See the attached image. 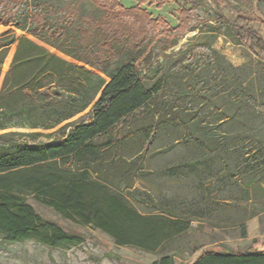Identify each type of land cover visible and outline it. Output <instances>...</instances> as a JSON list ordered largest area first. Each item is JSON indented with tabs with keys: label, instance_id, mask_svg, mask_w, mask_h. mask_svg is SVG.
Segmentation results:
<instances>
[{
	"label": "trees",
	"instance_id": "16d2710c",
	"mask_svg": "<svg viewBox=\"0 0 264 264\" xmlns=\"http://www.w3.org/2000/svg\"><path fill=\"white\" fill-rule=\"evenodd\" d=\"M11 1L0 3L9 9ZM166 1L179 5L173 28L142 9ZM205 1L138 0L126 8L119 0H90L94 11L77 0L59 6L35 1L17 16L0 14V68L15 45L0 86V234L6 242L34 240L51 249L81 242L36 213L30 198L63 220L101 231L117 246L160 254L152 264H176L175 245L190 222L169 212L142 214L129 202L139 191L134 184L144 151L163 141L167 151L183 148L189 158L168 169L171 176L216 163H232L227 179L235 178L239 165L248 174L264 172L262 156L246 157L236 134L214 128L201 115L208 108L212 121L228 128L242 116L241 101L229 94L198 95L216 87L215 67L184 64L185 50L171 59L166 54L198 29L191 9ZM217 12L220 23L237 31V42L264 64V19L229 20L219 5ZM191 101L201 110L188 107ZM78 115L87 121L75 120ZM261 184L245 185L264 193ZM246 235L241 224L239 237ZM252 241L241 251L202 252L192 264H264V243Z\"/></svg>",
	"mask_w": 264,
	"mask_h": 264
},
{
	"label": "rangeland",
	"instance_id": "374dc122",
	"mask_svg": "<svg viewBox=\"0 0 264 264\" xmlns=\"http://www.w3.org/2000/svg\"><path fill=\"white\" fill-rule=\"evenodd\" d=\"M35 1L59 6L65 1L73 0H13L9 3V9L0 3V14L10 10V13L17 16L26 9V5ZM77 1L82 2L86 11L95 10L90 0ZM119 2L126 8L138 4V0ZM218 5L229 20L238 15L259 16L264 19V0H207L198 3L191 9L194 21L192 25L195 23L198 29L183 35L166 54L171 59L174 54L185 50L187 54L183 56L184 64H211L215 67V72L218 73L216 87L211 92L201 90L198 95L203 97L212 92L229 94L233 99L241 101L242 116L236 125L228 128L221 121L213 122L208 108L201 111V115H206L205 120L211 121L214 128L236 134L239 144L247 153L246 157L258 161L262 156L259 161H264V64L247 47L237 42V31L219 22ZM142 9L153 18L160 17L172 28L177 25L179 5L174 2L166 1V4L158 8L156 4H144ZM202 25H209L210 31H204ZM3 30L5 28L0 27V32ZM14 31L18 32L16 29ZM41 45L60 58L72 61L53 48ZM14 49L15 45L8 49L0 68V86L9 69ZM180 57L181 55L178 56ZM158 59L163 63L166 61L162 57ZM172 59L177 60L175 57ZM190 106L194 111L201 110V105L198 106L195 101H191L188 107ZM82 115H78L75 120L80 117V120L87 121L86 115ZM17 132L27 131L20 129ZM52 139L53 137L40 138L44 142ZM167 146L163 141L144 151L143 169L134 184L139 191L136 198H130L129 202L142 214L169 212L190 222V229L175 245L176 264H192L200 253L209 250L220 251L225 248L241 251L250 247L254 239L264 243V193L253 189V185H245L249 180H256L264 188L263 170L259 168L256 174H248L243 165L234 166L233 169L238 174L233 179H227L225 169L228 165L231 168L232 163L226 166L216 163L198 165L191 175L171 176L167 170L178 167L189 157L183 148L167 151ZM119 182L120 180L113 179L114 184ZM246 196L249 200H246ZM27 201L36 213L44 219L54 221L63 231L78 236L81 242L51 249L34 240L8 243L0 234V264H152L161 257L158 253L117 246L101 231L89 226H77L30 198ZM241 224L246 227L247 235L244 239L239 237ZM194 250L196 252L193 254Z\"/></svg>",
	"mask_w": 264,
	"mask_h": 264
}]
</instances>
